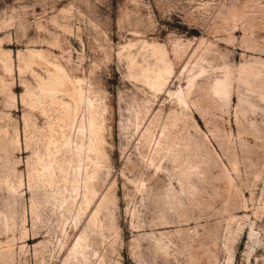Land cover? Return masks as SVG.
<instances>
[{"label": "rangeland", "instance_id": "rangeland-1", "mask_svg": "<svg viewBox=\"0 0 264 264\" xmlns=\"http://www.w3.org/2000/svg\"><path fill=\"white\" fill-rule=\"evenodd\" d=\"M0 264H264V0H0Z\"/></svg>", "mask_w": 264, "mask_h": 264}, {"label": "bare ground", "instance_id": "bare-ground-1", "mask_svg": "<svg viewBox=\"0 0 264 264\" xmlns=\"http://www.w3.org/2000/svg\"><path fill=\"white\" fill-rule=\"evenodd\" d=\"M160 49V48H159ZM161 50V49H160ZM162 51V50H161ZM163 52V51H162ZM161 52V53H162ZM156 53H157V51H156ZM158 57H159V55H158ZM161 59H163V61L165 60V52H163L162 54H161ZM159 59V58H158ZM160 59V60H161ZM159 60V61H160ZM163 61H160L161 63L163 62ZM164 63H165V61H164ZM145 71V70H144ZM147 72V71H146ZM145 74V73H144ZM149 75V74H148ZM148 75H145V76H148ZM151 76V75H150ZM150 76H148V77H150ZM142 77V76H141ZM162 75H160L159 73H156V75H155V78L153 79V83H154V80H155V82L157 83H164V81H163V79H162ZM145 77H143V79H144ZM163 78H165V77H163ZM166 79V78H165ZM152 80V79H151ZM148 81V80H147ZM166 81V80H165ZM226 81V80H225ZM149 83V82H148ZM152 85H154V84H152ZM164 85V84H163ZM225 90V89H224ZM223 90V91H224ZM80 95V94H79ZM181 99V98H180ZM184 101V100H183ZM65 105V104H64ZM91 105V104H90ZM58 106V105H57ZM61 106V105H60ZM66 106L68 107L69 105H67L66 104ZM79 107V105L77 106V108ZM66 108V107H65ZM65 108L63 107V109H64V111H65ZM70 108V107H69ZM60 109V108H59ZM74 109H75V107H74ZM73 109V110H74ZM61 111H62V109H60ZM71 112H69V114H70ZM75 113V112H74ZM71 116H73L74 117V115L72 114ZM70 116V117H71ZM95 116H97V115H95ZM68 117V116H67ZM72 117V119L74 120V118ZM76 118V117H75ZM93 118V117H92ZM89 119H91V118H89ZM96 119V118H95ZM70 121H72V120H70ZM99 121V120H98ZM74 122H75V120H74ZM72 123V122H71ZM82 123V122H81ZM81 123H80V125H81ZM74 124V123H73ZM72 124V125H73ZM89 126H90V139H91V141H90V151L89 152H91L92 154L93 153H95V154H98L99 152H100V147H99V140H100V136H102L100 133H101V131H100V128H99V126L97 125V123L95 122V120H93V119H91V121L89 120ZM83 125V124H82ZM101 126V125H100ZM81 127V126H80ZM83 128V127H82ZM89 128V127H88ZM102 128V127H101ZM66 129H67V127H66ZM79 130H80V128H79ZM82 130V129H81ZM83 131V130H82ZM161 145V144H160ZM162 147H163V145H162ZM102 150V149H101ZM163 150V149H162ZM159 151V150H158ZM100 154H102V153H100ZM159 154V153H158ZM91 156V155H90ZM94 156V155H93ZM92 157V156H91ZM97 157V156H96ZM96 157H95V159H96ZM99 158V157H98ZM90 159V158H89ZM100 159V158H99ZM98 161V160H97ZM96 161V162H97ZM98 163V162H97ZM99 164V163H98ZM94 186V185H93ZM90 191V190H89ZM90 194V193H89ZM91 195L94 197L95 196V189L94 188H91ZM90 202V201H89ZM96 217V216H95Z\"/></svg>", "mask_w": 264, "mask_h": 264}]
</instances>
